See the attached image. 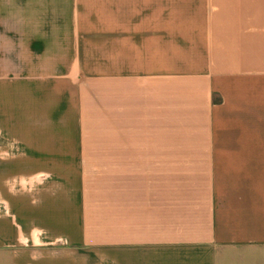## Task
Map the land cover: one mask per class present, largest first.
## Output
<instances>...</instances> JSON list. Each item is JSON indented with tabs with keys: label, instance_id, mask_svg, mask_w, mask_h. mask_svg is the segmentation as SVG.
I'll return each mask as SVG.
<instances>
[{
	"label": "crops",
	"instance_id": "1",
	"mask_svg": "<svg viewBox=\"0 0 264 264\" xmlns=\"http://www.w3.org/2000/svg\"><path fill=\"white\" fill-rule=\"evenodd\" d=\"M8 8L12 57L26 59L24 72H37L36 42L62 66L67 58L106 66L92 72L107 73L109 141L27 148L23 169L63 159L88 175L66 204L61 194L45 209L39 228L53 237L44 242L32 238L35 185L13 191L27 204L0 213V264H264V0H10Z\"/></svg>",
	"mask_w": 264,
	"mask_h": 264
},
{
	"label": "rangeland",
	"instance_id": "2",
	"mask_svg": "<svg viewBox=\"0 0 264 264\" xmlns=\"http://www.w3.org/2000/svg\"><path fill=\"white\" fill-rule=\"evenodd\" d=\"M4 5L5 9L0 10V48L3 47L0 55V81L3 83L0 88V146L3 147L0 149V200H4L3 204L0 201V213L10 214L12 203L21 208L26 206V198L15 199L12 193L27 195V190L35 185L37 226L32 231V238L39 243L53 237V234L45 235L43 227L39 228V224L46 220L44 212L47 206L59 204L61 194L63 201L60 202L66 204L68 195L75 193L81 185L76 178L88 175V170L70 168L72 164L64 163L63 159L62 164L51 169H23L28 164L26 150L34 147L36 151L49 148L53 152H67L81 146L108 145L107 73L92 72L106 70V66L81 65L80 58L62 59L66 62L62 66L58 59L48 58L44 50L47 43L36 42V65L33 69L37 72H24L27 66L22 61L26 62V59L12 57L13 45H17L13 42L12 29L17 26L12 25L15 16L8 8L10 0H5ZM42 15L43 11L37 10L33 17L38 21ZM21 17L27 19V11H21ZM43 28L36 25V33H42ZM49 44L54 46V43ZM45 69L66 72H39ZM35 156L37 162H43V154ZM30 157L33 158V155ZM10 174H14L15 178H9ZM58 221V218L52 219L53 229ZM26 237L21 235L20 241H26ZM57 241L62 242L63 239Z\"/></svg>",
	"mask_w": 264,
	"mask_h": 264
}]
</instances>
